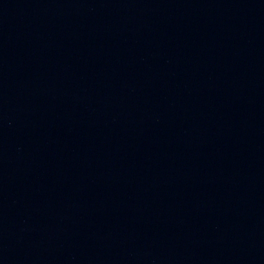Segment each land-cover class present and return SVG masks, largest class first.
Listing matches in <instances>:
<instances>
[{"label":"water","instance_id":"obj_1","mask_svg":"<svg viewBox=\"0 0 264 264\" xmlns=\"http://www.w3.org/2000/svg\"><path fill=\"white\" fill-rule=\"evenodd\" d=\"M0 264H264V0H0Z\"/></svg>","mask_w":264,"mask_h":264}]
</instances>
